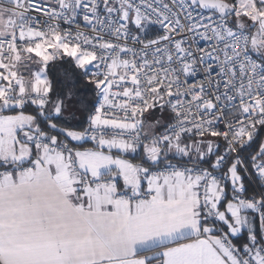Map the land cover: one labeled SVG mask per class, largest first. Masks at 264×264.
<instances>
[{"label": "snow or ice", "instance_id": "6c2138e0", "mask_svg": "<svg viewBox=\"0 0 264 264\" xmlns=\"http://www.w3.org/2000/svg\"><path fill=\"white\" fill-rule=\"evenodd\" d=\"M0 264H264V0H0Z\"/></svg>", "mask_w": 264, "mask_h": 264}]
</instances>
